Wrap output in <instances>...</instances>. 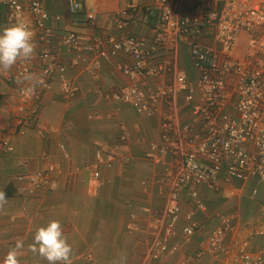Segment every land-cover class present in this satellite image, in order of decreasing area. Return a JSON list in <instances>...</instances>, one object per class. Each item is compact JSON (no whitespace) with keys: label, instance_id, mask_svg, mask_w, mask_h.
<instances>
[{"label":"crops","instance_id":"0c3cea01","mask_svg":"<svg viewBox=\"0 0 264 264\" xmlns=\"http://www.w3.org/2000/svg\"><path fill=\"white\" fill-rule=\"evenodd\" d=\"M128 1L83 0L82 9L70 13L67 0H43L48 13L46 37L40 36L27 9L13 15L0 2V30L26 21L35 32L33 73H39L38 53L48 50L65 64V75L77 87L75 95L67 98L55 75L50 87L35 99L34 94L19 92L25 85L18 84V78L7 77L12 76L14 67L0 73V138L6 137L12 147L9 152H0V191L8 199L0 210V264H4L17 239L24 241L21 264H48L28 245L36 230L51 220L60 221L73 248L72 264H143L152 220L170 204L166 179L174 157L172 153L155 152L159 156L155 160L148 155L149 146L162 141L160 112L171 109L172 124L178 129L192 121L191 102L186 92H179L160 99L158 112L149 116L106 94L131 84L141 88L171 84L176 71L185 73L188 90L195 98L199 90L198 73L184 42L150 52L149 58L166 69L157 76L134 80L121 70L132 62L128 54L118 51L100 58L94 50L85 48L95 41L105 43L109 37L119 39L125 33L150 39L152 22L148 18L138 14L126 29L115 23V15ZM142 1L148 4L152 0ZM89 13H93V19L88 18ZM69 33L79 39L78 48L62 43ZM244 40L240 38L237 43V55L244 50ZM202 42L214 44L209 38ZM95 60L99 66L87 70ZM32 108L36 113H31ZM97 153L101 154L98 162ZM95 163L100 173L96 181L91 178ZM50 165L58 169L51 176L53 186L35 190L22 178ZM196 191L204 209L196 208L187 190L181 192V214L172 238L178 250L162 257L158 264H226L243 241H247L248 253L262 257L264 264V233H257L264 229V182L254 176H231L228 182H221L220 191L205 184L198 185ZM187 212H192L199 227L184 237ZM216 213L233 215L232 226L222 239L226 252L208 250V236L220 225ZM164 230L161 224L159 233Z\"/></svg>","mask_w":264,"mask_h":264},{"label":"built area","instance_id":"2783aa9c","mask_svg":"<svg viewBox=\"0 0 264 264\" xmlns=\"http://www.w3.org/2000/svg\"><path fill=\"white\" fill-rule=\"evenodd\" d=\"M13 15L27 9L34 16L40 36L49 34L45 27L48 13L43 0H0ZM83 0H67L70 13L80 11ZM184 7L187 11H184ZM151 20V37L145 39L131 34L121 38L109 37L105 43L92 42L86 49L94 50L100 58L122 51L132 62L123 65L121 70L130 79L157 76L165 70L161 63L149 58V53L161 47H170L175 42H184L190 49L198 77L199 90L195 98L188 90L186 75L175 72L174 82L167 85H154L141 88L136 84L125 85L106 94L107 97L128 102L136 112L155 115L157 102L179 92H186L191 102V123L175 128L172 124V110L161 111V143H151L148 155L159 160V155L172 153V169L166 183L170 204L152 220V236L149 250L143 264H158L159 260L178 250L172 243L175 225L180 218L179 197L187 190L198 209H204L198 200L196 187L205 184L208 188L220 191L221 182H228L231 176L241 179L254 176L264 182V0H129L126 7L115 15V23L126 29L136 15ZM93 13L88 14L93 19ZM245 35V36H244ZM203 38L214 42L207 45ZM244 40V50L237 55L239 39ZM62 43L71 48L79 47V39L73 33L62 38ZM39 83L35 86L34 97L50 87L52 78L58 75L62 93L72 98L77 87L65 75V64L48 50L38 53ZM77 64L76 61L73 62ZM99 66L95 60L88 64L87 70ZM33 60L18 62L12 76L18 78L25 72L33 73ZM24 88L20 89L25 94ZM31 113H36L32 108ZM12 150L6 137L0 138V152ZM155 155V156H154ZM97 162L101 154H96ZM109 166V162H105ZM90 167V165H88ZM58 169L50 165L32 171L22 178L31 187L39 190L53 186L51 176ZM98 164L91 166V178L98 180ZM220 225L208 236V250L226 252L223 244L224 234L232 226L233 215L216 213ZM187 221L182 235L191 236L199 227L192 212L184 216ZM164 232L159 233V226ZM263 234L264 229L257 232ZM262 257H254L247 251V241L237 244L234 257L226 264H262Z\"/></svg>","mask_w":264,"mask_h":264},{"label":"clouds","instance_id":"9594fccd","mask_svg":"<svg viewBox=\"0 0 264 264\" xmlns=\"http://www.w3.org/2000/svg\"><path fill=\"white\" fill-rule=\"evenodd\" d=\"M34 38L35 32L26 21H19L0 30V73L10 71L18 62H27L35 57ZM17 83L25 85L23 91L31 96L39 81L34 73L25 72L18 77ZM7 203L4 191H0V210ZM23 248L24 241L17 239L15 247L7 252L4 264H21L19 256ZM28 248L48 264H72L73 248L68 243L59 220H51L39 227Z\"/></svg>","mask_w":264,"mask_h":264}]
</instances>
